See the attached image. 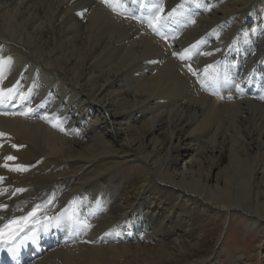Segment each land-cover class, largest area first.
Masks as SVG:
<instances>
[{
    "label": "bare ground",
    "instance_id": "1",
    "mask_svg": "<svg viewBox=\"0 0 264 264\" xmlns=\"http://www.w3.org/2000/svg\"><path fill=\"white\" fill-rule=\"evenodd\" d=\"M212 1L170 0L196 18L171 47L94 0H0V264H222L205 215L264 236V0ZM193 45L221 99L171 58Z\"/></svg>",
    "mask_w": 264,
    "mask_h": 264
},
{
    "label": "rangeland",
    "instance_id": "2",
    "mask_svg": "<svg viewBox=\"0 0 264 264\" xmlns=\"http://www.w3.org/2000/svg\"><path fill=\"white\" fill-rule=\"evenodd\" d=\"M94 1L98 3L103 9H105L111 15H114L119 19L127 20L134 24H137L140 29L147 32L151 37H153V39H155L160 43L170 45L171 47L173 46L171 42L175 43V47H178L180 44H182L181 42L183 36L182 32H184L186 28L190 27V23L194 21V19H196L195 12L190 10L189 7L186 8L185 4L171 6L170 0H94ZM201 2L205 3L207 2V0H201ZM212 2L214 3L212 4V7L214 9L219 7L221 4V0L218 1L213 0ZM130 8L140 9L143 12V16L137 18L135 13L129 10ZM147 15L153 17L151 23L145 19ZM243 16L245 17L246 15ZM231 17L222 19L220 20V22L218 21V23L217 22L214 23L216 27L215 30H213V32L214 34H216L215 36L217 37L216 40L217 47H220L222 45V42L220 40L224 35L227 36L228 33L222 32V34H224L222 35L220 31H216V30H222L221 29L222 23H226L227 21H228L227 23H231L234 16ZM263 36H264L263 31L261 32L258 31L252 36L254 37L256 43L253 44L250 43V45L252 47L254 45L253 48H255V50L257 49L256 48L257 43L260 42V40H262ZM175 40L177 43L175 42ZM233 44H234V39L233 41L228 42V45L230 46H232ZM200 50L201 47L199 45H193L190 46L189 48L183 49L178 53L175 52L171 53V58L176 62H178L179 64L180 62H183V70L186 72L189 78H191L193 83L196 84V87H198V89L201 91L203 95L212 98L216 83L219 84V93L221 95L220 88L231 85L230 81L228 80V77L226 76V71L222 73L220 68L217 69L214 68L213 65L217 61L213 60L212 64L213 63L214 64L211 65L208 68V70H206L205 72V68L208 65V62L203 64L200 60H198L200 62L199 63L195 59V57L198 55ZM226 55L228 54L225 53L222 55V57L226 58L227 57ZM234 64L236 65H234L233 67L238 66V59L235 60ZM190 66L194 67L195 75H192V73L189 71ZM8 72L9 69L7 68L6 61L0 59V103H14L16 96L15 86L17 83L22 85V83L19 82V78H18L16 82L12 83L8 87H5L4 79ZM256 88L261 90L259 85H257ZM242 92L244 93V91ZM228 96L231 95L226 94L225 98L227 99ZM24 100L25 103L33 102L34 94L32 93L31 87L25 88ZM254 100H258L261 103H264V97L254 98ZM205 220L206 221L204 225L198 228L199 229L198 233L201 234L202 236L204 235L208 239V244H207L208 250L213 249L214 251H218L220 248H222L225 237L231 243V248L224 249L223 250L224 254L220 255L222 264H226L230 262H231L230 264H232V262L234 261L238 262L237 260H240L241 262L239 263L241 264H264V236L247 233L245 228H243V226L240 223L232 224L231 227L228 226L226 222L227 220H225L221 226L220 221H217L215 217L211 216L210 218H208V216L206 215H205ZM68 229H69L68 232L70 231L71 233L73 231L72 232L73 235H80L83 238L82 235L83 232L81 230H78L77 225L71 224L68 227ZM235 229L237 231L234 234ZM251 236H256V238ZM84 241L86 242L87 240L84 239ZM217 241L218 244L215 246V243Z\"/></svg>",
    "mask_w": 264,
    "mask_h": 264
},
{
    "label": "snow or ice",
    "instance_id": "3",
    "mask_svg": "<svg viewBox=\"0 0 264 264\" xmlns=\"http://www.w3.org/2000/svg\"><path fill=\"white\" fill-rule=\"evenodd\" d=\"M0 135H3V134H0ZM13 147H16L15 145H13ZM8 160H13V159H15L14 157H11V156H9L8 158H7ZM5 166H7V165H5ZM13 170H18V171H25L26 169H24V168H18V169H13ZM19 191H23V189H20ZM35 214V210L33 211V213H31L30 215H34ZM25 219V221L28 219V217H25L24 218ZM18 222H16V221H10L9 222V225H11V224H17ZM9 225H6L5 226V231H7V229L9 228ZM85 227H87V224L85 223Z\"/></svg>",
    "mask_w": 264,
    "mask_h": 264
}]
</instances>
